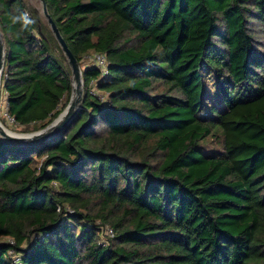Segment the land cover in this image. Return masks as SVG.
<instances>
[{
  "label": "trees",
  "instance_id": "16d2710c",
  "mask_svg": "<svg viewBox=\"0 0 264 264\" xmlns=\"http://www.w3.org/2000/svg\"><path fill=\"white\" fill-rule=\"evenodd\" d=\"M44 1L107 74L82 69L54 136H0V264H264V0ZM0 31L6 113L40 130L69 100L67 60L27 0H0Z\"/></svg>",
  "mask_w": 264,
  "mask_h": 264
},
{
  "label": "water",
  "instance_id": "95a60500",
  "mask_svg": "<svg viewBox=\"0 0 264 264\" xmlns=\"http://www.w3.org/2000/svg\"><path fill=\"white\" fill-rule=\"evenodd\" d=\"M40 10L47 24L59 44L61 51L63 52L68 66L71 71V93L66 106L62 111L44 128L30 132V133H17L16 135L10 134L4 130L0 124V136L9 142L23 143V144H34L37 142L45 141L46 139L57 134L62 128H64L72 117L76 114L80 108L83 95V81H82V70L79 65L77 58L72 54L71 50L67 46L63 37L61 36L58 27L47 12L46 4L44 0H39ZM5 45L0 31V76L4 66L5 60Z\"/></svg>",
  "mask_w": 264,
  "mask_h": 264
},
{
  "label": "rangeland",
  "instance_id": "374dc122",
  "mask_svg": "<svg viewBox=\"0 0 264 264\" xmlns=\"http://www.w3.org/2000/svg\"><path fill=\"white\" fill-rule=\"evenodd\" d=\"M31 5H34L40 12V2L39 0H27ZM91 54L92 53H88L86 55H84L81 60H80V67L81 70L87 66H90L92 64L91 62ZM205 75H204V87H205V91H204V97L207 100V97L209 99V103L211 104H217L218 106L220 105V101L219 97L216 96L213 97L214 95H212L213 92H215V85H214V81L211 78V74L209 72V70H205L204 71ZM95 91V90H94ZM96 92V91H95ZM218 100V101H217ZM0 120L2 122V124L12 133H30L29 131H22L23 129H20V127H16L13 123V120L11 118H9V116L6 113V101H5V92L1 90L0 88ZM37 131V130H35ZM34 132V131H31ZM206 150H210L212 145L211 144H206L204 145ZM101 229H103L104 231H106V229H108L109 227L106 226H101ZM7 240V239H6Z\"/></svg>",
  "mask_w": 264,
  "mask_h": 264
},
{
  "label": "built area",
  "instance_id": "2783aa9c",
  "mask_svg": "<svg viewBox=\"0 0 264 264\" xmlns=\"http://www.w3.org/2000/svg\"><path fill=\"white\" fill-rule=\"evenodd\" d=\"M90 58H91V62H92V64L90 66L97 67L100 71L101 76H104L105 74H107L108 60L106 59L104 54L94 52L91 54ZM92 84H93V82H92ZM66 209L69 212H72L70 207H66ZM106 234H107V236L112 237L113 231L110 228H108V229H106ZM8 241H10V243H13L12 240H8ZM10 254L14 258V262H16V263L19 262V257L17 255H15L12 251H10Z\"/></svg>",
  "mask_w": 264,
  "mask_h": 264
},
{
  "label": "clouds",
  "instance_id": "9594fccd",
  "mask_svg": "<svg viewBox=\"0 0 264 264\" xmlns=\"http://www.w3.org/2000/svg\"><path fill=\"white\" fill-rule=\"evenodd\" d=\"M9 19L13 25L20 24V32L29 30L30 26L35 23V20L29 17L25 12H20L19 10L16 13H9ZM20 33L18 32V35Z\"/></svg>",
  "mask_w": 264,
  "mask_h": 264
},
{
  "label": "bare ground",
  "instance_id": "6f19581e",
  "mask_svg": "<svg viewBox=\"0 0 264 264\" xmlns=\"http://www.w3.org/2000/svg\"><path fill=\"white\" fill-rule=\"evenodd\" d=\"M0 124L2 125V127L4 128V130L6 131V132H8V133H10V134H13V135H16L15 133H12V132H10L3 124H2V122H1V120H0Z\"/></svg>",
  "mask_w": 264,
  "mask_h": 264
}]
</instances>
